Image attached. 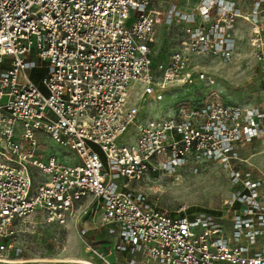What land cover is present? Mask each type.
<instances>
[{
	"label": "built area",
	"instance_id": "2783aa9c",
	"mask_svg": "<svg viewBox=\"0 0 264 264\" xmlns=\"http://www.w3.org/2000/svg\"><path fill=\"white\" fill-rule=\"evenodd\" d=\"M155 9L156 0H0V257L23 256L18 227L40 216L73 227L94 264H264L263 183L252 173L231 171L240 190L230 216L171 214L133 186L206 162L230 167L238 146L264 135V104L207 100L137 122L146 97L203 79L200 59L233 63L244 43L264 86V0H195L187 12L171 2L164 25L183 24L186 36L159 63ZM39 134L71 163L45 161ZM102 230L115 240L106 250L93 238Z\"/></svg>",
	"mask_w": 264,
	"mask_h": 264
},
{
	"label": "rangeland",
	"instance_id": "374dc122",
	"mask_svg": "<svg viewBox=\"0 0 264 264\" xmlns=\"http://www.w3.org/2000/svg\"><path fill=\"white\" fill-rule=\"evenodd\" d=\"M178 3L180 10L191 11L195 0H156V35L152 44V57L156 63L168 60L179 49L186 32L183 24L174 27L164 25V16L170 3ZM246 36L247 32H243ZM185 43V42H184ZM200 69L205 73L203 79L196 75L182 87H171L162 92V98L148 96L141 102V114L137 122L168 117L182 105L198 104L207 100L220 101L236 106L260 107L264 104V86L260 78L258 64L251 58L249 47L244 43L236 61L231 64L220 63L213 59H200ZM138 86L135 85V88ZM138 103V97L135 101ZM41 148H44L46 160L55 156L61 162H70L71 153L56 144L44 134H39ZM135 139V126L123 137V141ZM236 159L230 167L216 162H206L195 167L178 169L177 177L153 174L148 179L133 186L140 187L149 199L162 211L178 214L182 209L188 213L205 211L216 215L230 216L226 204L231 196L240 190L231 180V171L252 173L254 178L262 180L264 195V135L235 150ZM78 159L75 160L77 162ZM71 163V162H70ZM178 179V180H177ZM36 175L35 182H38ZM26 224L18 227L19 233L14 245L21 246L23 256L17 262L7 259V254L0 257V264H79L67 262L69 259L86 260L91 264L96 261L86 250L75 229L68 226H48L42 217L35 216ZM93 237V233L87 235ZM94 240H100L106 250L114 243L108 234H94ZM11 241L8 246H13ZM116 255H108L114 262Z\"/></svg>",
	"mask_w": 264,
	"mask_h": 264
},
{
	"label": "bare ground",
	"instance_id": "6f19581e",
	"mask_svg": "<svg viewBox=\"0 0 264 264\" xmlns=\"http://www.w3.org/2000/svg\"><path fill=\"white\" fill-rule=\"evenodd\" d=\"M178 180V179H177ZM67 262H72V263H79V264H91L90 262L86 261V260H80V259H69V260H65Z\"/></svg>",
	"mask_w": 264,
	"mask_h": 264
},
{
	"label": "trees",
	"instance_id": "16d2710c",
	"mask_svg": "<svg viewBox=\"0 0 264 264\" xmlns=\"http://www.w3.org/2000/svg\"><path fill=\"white\" fill-rule=\"evenodd\" d=\"M38 72L36 73V72H34V73H32V78L35 80V81H38Z\"/></svg>",
	"mask_w": 264,
	"mask_h": 264
},
{
	"label": "crops",
	"instance_id": "0c3cea01",
	"mask_svg": "<svg viewBox=\"0 0 264 264\" xmlns=\"http://www.w3.org/2000/svg\"><path fill=\"white\" fill-rule=\"evenodd\" d=\"M99 233V235H103V233L105 234H107V231L106 230H102V231H99V232H97L96 234H98Z\"/></svg>",
	"mask_w": 264,
	"mask_h": 264
}]
</instances>
